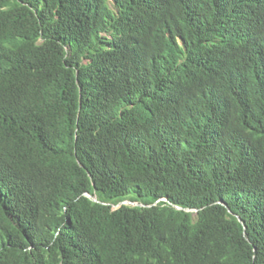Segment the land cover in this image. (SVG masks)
I'll return each instance as SVG.
<instances>
[{"label": "trees", "instance_id": "16d2710c", "mask_svg": "<svg viewBox=\"0 0 264 264\" xmlns=\"http://www.w3.org/2000/svg\"><path fill=\"white\" fill-rule=\"evenodd\" d=\"M0 264H264V0H0Z\"/></svg>", "mask_w": 264, "mask_h": 264}, {"label": "water", "instance_id": "95a60500", "mask_svg": "<svg viewBox=\"0 0 264 264\" xmlns=\"http://www.w3.org/2000/svg\"><path fill=\"white\" fill-rule=\"evenodd\" d=\"M89 196H92L90 193H88ZM92 198L96 201H99L98 197L96 195L92 196ZM134 204V205H144V204H141L139 202H136V201H131V200H125L123 201L122 203H120L119 205H117V207L121 206L122 204Z\"/></svg>", "mask_w": 264, "mask_h": 264}]
</instances>
